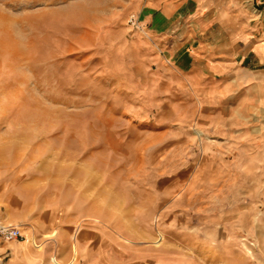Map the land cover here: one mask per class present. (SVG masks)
<instances>
[{"label":"rangeland","instance_id":"374dc122","mask_svg":"<svg viewBox=\"0 0 264 264\" xmlns=\"http://www.w3.org/2000/svg\"><path fill=\"white\" fill-rule=\"evenodd\" d=\"M222 1L264 40V0ZM144 5L0 0V264H264V64Z\"/></svg>","mask_w":264,"mask_h":264},{"label":"crops","instance_id":"0c3cea01","mask_svg":"<svg viewBox=\"0 0 264 264\" xmlns=\"http://www.w3.org/2000/svg\"><path fill=\"white\" fill-rule=\"evenodd\" d=\"M144 1V6L152 8L154 12L150 15L149 21L152 20L153 26L156 28L163 30L178 29L180 26L176 25L173 18L178 15L183 19V21L182 19L179 20V24L184 22L183 34L190 35L189 37L194 41L185 47V56L190 55L188 49L192 47L194 55H196L194 59L198 62L205 61V64L216 62L215 57H219L222 62L229 65L235 63L237 67L240 66L246 70L255 69L264 64V40H259L250 33L238 34L237 38L233 40L230 27L228 28L229 34L226 35L221 30L215 29L216 22L222 23L223 26L226 22V4L222 0ZM202 33L207 35L204 37ZM196 67L193 64V70H196ZM0 247L7 251L10 246L6 244L0 245ZM56 263L58 262L56 261Z\"/></svg>","mask_w":264,"mask_h":264},{"label":"built area","instance_id":"2783aa9c","mask_svg":"<svg viewBox=\"0 0 264 264\" xmlns=\"http://www.w3.org/2000/svg\"><path fill=\"white\" fill-rule=\"evenodd\" d=\"M138 17L135 15L130 16V22L133 25L138 24ZM22 235V232L19 227L16 226H6V225H0V236H2L6 240H13Z\"/></svg>","mask_w":264,"mask_h":264}]
</instances>
